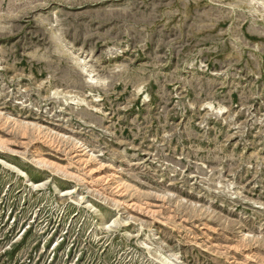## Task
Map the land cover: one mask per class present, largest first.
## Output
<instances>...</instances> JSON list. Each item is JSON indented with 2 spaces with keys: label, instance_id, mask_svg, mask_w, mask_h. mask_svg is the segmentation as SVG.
<instances>
[{
  "label": "rangeland",
  "instance_id": "374dc122",
  "mask_svg": "<svg viewBox=\"0 0 264 264\" xmlns=\"http://www.w3.org/2000/svg\"><path fill=\"white\" fill-rule=\"evenodd\" d=\"M0 264H264V0H0Z\"/></svg>",
  "mask_w": 264,
  "mask_h": 264
},
{
  "label": "bare ground",
  "instance_id": "6f19581e",
  "mask_svg": "<svg viewBox=\"0 0 264 264\" xmlns=\"http://www.w3.org/2000/svg\"><path fill=\"white\" fill-rule=\"evenodd\" d=\"M90 80L92 81L93 79L90 78ZM8 119H9V118H8ZM9 122H10V121H9ZM15 122H16V121H15ZM7 123H8V122H7ZM22 123H23V122H22ZM22 123H20V124H22ZM16 124H17V123H16ZM20 124H19V125H20ZM28 125H29V124H28ZM15 126H16V125H15ZM17 126H18V125H17ZM21 126H22V125H21ZM23 126H25V125H23ZM23 126H22V130L24 129ZM19 129H20V126H19ZM25 131H27V130L24 129V132H25ZM22 133H23V131H22ZM22 133H21V134H22ZM23 134H24V133H23ZM23 134H22V135H23ZM25 134H26V133H25ZM23 136H24V135H23ZM76 145H78V148L81 149L82 152L86 151V152H87L86 156H87L88 158L90 157V159H91V157H92V154H91V152H90L91 150H90V151H87V148H86L84 145H82V144L76 143ZM84 154H85V153H84ZM35 155H36V154H35ZM85 159H86V158H85ZM82 160H83V158H82ZM86 161H87V159H86ZM86 161H85V162H86ZM39 162H40V164H41V163H42V164L46 163V162H43V161H42V162L39 161ZM92 168H93V167H92ZM91 171H92V170H91ZM64 172H66V171H64ZM120 180H121V179H120ZM115 182H116V181H115ZM124 184H125V183H124ZM124 184H123V185H124ZM113 185H114V184H113ZM116 185H117V184H116ZM114 186H115V185H114ZM117 186H118V185H117ZM115 190H117V189H115ZM118 190H119V189H118ZM118 190H117V191H118ZM118 192H119V191H118ZM118 203H119V202H118ZM119 204H120V203H119Z\"/></svg>",
  "mask_w": 264,
  "mask_h": 264
}]
</instances>
